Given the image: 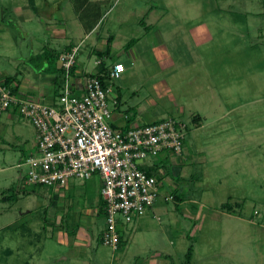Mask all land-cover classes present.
<instances>
[{
  "label": "rangeland",
  "instance_id": "rangeland-1",
  "mask_svg": "<svg viewBox=\"0 0 264 264\" xmlns=\"http://www.w3.org/2000/svg\"><path fill=\"white\" fill-rule=\"evenodd\" d=\"M48 1L30 26L41 31L44 14H55L79 31L74 37L79 44L85 34L77 17L89 29L97 25L94 37L100 36L105 47L115 39L108 64L120 52L127 68L111 83L121 92L123 107L157 113L159 119L175 117L188 127L183 155H172L166 169L187 203L166 201L165 193L169 198L176 192L166 183L157 198L156 207L165 213L156 223L168 229L169 239L151 240L143 233L128 241L126 235L119 252L98 243V255L95 246L82 264L115 259L117 264L120 256L119 264H138L152 253L164 254L170 264H264V0ZM56 17L51 22L57 23ZM10 21L22 26L15 17L6 18ZM19 40L17 45L5 35L0 76L24 71L25 61L38 52L36 37L24 44ZM88 40L80 45L83 55ZM27 78L39 81L35 71ZM36 137L21 115H0V264H81L53 233L57 223L48 200L57 195L54 189L25 186L27 168H18L34 154ZM91 182L85 197L102 203L99 186ZM77 190L72 196L79 195ZM197 210L199 217L185 214ZM92 226L97 236L106 220L93 219Z\"/></svg>",
  "mask_w": 264,
  "mask_h": 264
},
{
  "label": "built area",
  "instance_id": "built-area-1",
  "mask_svg": "<svg viewBox=\"0 0 264 264\" xmlns=\"http://www.w3.org/2000/svg\"><path fill=\"white\" fill-rule=\"evenodd\" d=\"M80 46L62 52L58 57L60 86L56 105L50 106L13 93L0 83V115L15 110L27 119L37 132L34 154L19 164L27 168L25 186L62 190L71 180L97 178L105 206L106 228L103 245L116 250L120 226L129 225L152 208L159 197V181L153 161L165 153L182 156L187 126L177 118L114 128L109 106L111 83L126 73L117 63L104 87L98 77H89L78 94L73 70ZM101 61H97L99 65ZM118 105V98H113ZM174 200L173 196L166 198Z\"/></svg>",
  "mask_w": 264,
  "mask_h": 264
},
{
  "label": "crops",
  "instance_id": "crops-1",
  "mask_svg": "<svg viewBox=\"0 0 264 264\" xmlns=\"http://www.w3.org/2000/svg\"><path fill=\"white\" fill-rule=\"evenodd\" d=\"M39 1H41L42 4L39 3ZM81 3L86 4V0H82ZM49 4L50 2L48 0H0V45H2V47L4 48L5 35H10L11 40H14L13 43H16L17 45H19L20 37L22 38V41H24V44L27 42V39H31V37L34 36L36 37V41L39 47L37 53L34 52V54L31 55L30 59H28L27 61L24 60L25 62H27V69L24 68V71L18 70L14 75H9L4 72V75L0 76V83L5 78H15L16 82H14V85H19L20 95H22L23 97L31 98L34 101L40 102L42 104L54 106L58 101L60 92L58 58L56 59L53 66H51V64L47 61L42 63L41 59H37L32 63L30 62L32 58L42 55L46 51H51L58 57L62 52L70 50L72 47L80 46L81 43L85 44L89 39V42L87 43V46H89V48L84 53V55L79 50L78 62L73 70V83L78 94L83 93L82 90L87 79L91 75L96 74L99 71L100 64L97 65V61L103 62L108 69H111L113 65L117 63H121L123 65L124 63L120 61L119 55H121L122 53L120 54L119 52L117 54L118 56H116L112 60L113 63L110 65L108 64L107 60L111 59L114 56V37L112 36L108 39V41H111V50L108 53H105L108 46V41L107 44L105 41V47L103 45L104 43L102 44L100 40V36L94 37V30L97 28V25H94L89 29L87 25L88 22L80 19L79 17H77V19L79 22L78 26H80L81 28L80 33L85 34V38L79 44L74 42V37L76 34H79V31H73L72 28L63 23L62 18L57 21L56 16L55 17L57 23L51 22L55 19V17L53 16L55 14H46V16L44 14V18H47V20L45 21V23L43 22L44 27L41 29V31L40 29L37 30V28L34 26H30L31 23H34L36 17L37 19H39L40 16L42 17L43 14L41 13H45V10L47 9ZM58 6L59 4H56L55 7ZM60 8L61 7H59V9ZM55 10L56 9H54V12ZM8 17H15L19 20L22 26L18 24L13 25L15 23L14 21L6 22V18ZM24 23H27V25H25ZM57 46L60 48L59 51L57 50ZM97 52H104L105 54L103 55V57H99L97 55ZM92 56H95L96 58L94 60L92 68L89 69L90 63L92 61ZM166 56L169 57V52ZM28 68L31 69L28 70ZM32 71H35V73L39 77L38 82H32L29 78H27V76L30 75ZM123 76L121 78H123ZM132 76L133 71H130L128 78H131ZM155 88L158 89L157 84H155ZM115 97L118 98V105H112L113 118L111 124L114 128L125 130L132 126L153 123L165 119H159L157 118V113L151 115V113L144 112L138 107H130L128 109L123 107L121 92L115 90L113 87L111 96L109 98V100L112 101V104L113 98ZM8 113L9 119H12L13 116L18 114L15 110H10L8 111ZM3 127L5 126L3 125ZM171 157H173L172 154L165 153L161 156V158H159L160 160H156L158 163L156 161H153L157 168V170H154V173L158 175L157 177L159 179L160 193L165 187V183L174 191L180 193L178 191L180 185H177L178 183L176 184L172 178L170 179L168 176V170L166 171L167 167L171 166L172 164L170 159ZM92 180L95 181L96 186H99L98 190H100V182L97 178H93L88 181H81L82 183L79 185H77L76 183L72 184L70 182L69 186L66 189H62L64 190L62 192L61 190L54 189L53 193L57 195H53L54 197H51L48 200L49 208L53 213L52 217L57 223L55 225L56 228L53 232L54 235H57L59 238L62 237L64 243H67V245L69 246L70 253L73 252L72 255L74 257H78V261L81 264L86 262V258L89 257V253L93 251L95 246H97L95 247L97 250L95 252L96 256L98 255V243L103 245L101 241V234L105 227L96 236V233L92 226L93 219H98L99 221L101 219L105 222V212L102 203L101 201H90L88 196L85 197V192L87 191L85 189L86 184H92ZM71 190H74V192H76L77 190L79 195H76V197L72 196ZM65 191L69 193V196H66L63 193ZM164 195L167 196L170 194L165 193ZM157 203L158 202L156 200L152 208L147 210L146 213H144L142 216L135 219V221L132 223V227L130 226L132 224L120 226L121 243L120 247L116 251L114 250L115 252H119L121 247L126 244V235H128V241L132 238L134 239L139 234L143 235V233L144 236L147 235V237H151V240L153 239V237L157 238L159 241H162L165 238L169 239L168 229L166 231V228L163 227L161 223H156V221H161L159 216L165 213L160 211L161 209H163V207H156ZM184 203H187L186 200H184L181 205H183ZM199 212L201 211L197 210L195 213L185 211V214L189 219H191V217H199ZM91 218H93L92 221ZM13 226L14 225H12L11 227ZM167 258L168 257H165L164 254L152 253V256H150L146 260H143L142 262L139 261L138 264H170L168 262L169 259ZM121 259L122 256L117 259V264L121 263ZM63 260L68 261L69 257H66ZM115 261L116 259L113 261V264L115 263ZM101 263L103 262L98 260V262H96L95 264ZM25 264H28V262H26Z\"/></svg>",
  "mask_w": 264,
  "mask_h": 264
},
{
  "label": "trees",
  "instance_id": "trees-1",
  "mask_svg": "<svg viewBox=\"0 0 264 264\" xmlns=\"http://www.w3.org/2000/svg\"><path fill=\"white\" fill-rule=\"evenodd\" d=\"M111 50V41H108V46H107V48H106V51H105V53H108L109 51ZM104 52H97V55L99 56V57H103V55L105 54ZM59 57V56H58ZM57 57V55L56 54H54L53 52H51V51H46L44 54H42V55H39V56H36V57H34V58H32V60L30 61V62H32L33 63V61H36L37 59L39 60V59H41L42 60V63L43 62H45V61H47L48 63H50L51 64V66H53L54 65V63H55V61H56V59L58 58ZM109 73H110V69H108L107 67H106V65L103 63V62H101L100 63V66H99V71L96 73V74H93V75H91V77L93 76V77H98L100 80H101V82H102V84L104 85V87H107L108 85H109ZM3 82L7 85V86H9V87H11V88H13L12 89V91H13V93H15V94H19V85L17 84L16 86L14 85V82H16V79L15 78H5L4 80H3ZM197 119H200L199 117L197 118ZM195 121V120H194ZM199 123V122H198ZM187 131H188V127H187ZM149 175H156V176H158L157 174H155L154 172H150L149 173ZM158 181H159V179H158ZM12 196V195H11ZM10 196V198L12 199V198H15V197H11ZM174 200L176 201V202H178V203H182L185 199H184V196L183 195H179V193L178 192H175V194H174ZM8 199H9V197H8ZM5 200H7V198H5ZM102 206H103V209H104V212H105V206H104V203L102 202ZM105 216H106V212H105ZM103 233V232H102ZM101 241H102V234H101ZM103 243V242H102ZM120 243H121V236H120V241H119V244H118V247H117V249L120 247ZM116 249V250H117ZM115 250V251H116ZM191 255H192V249H190L189 251H188V253H187V260L188 261H190V259H191ZM187 264H189V263H187Z\"/></svg>",
  "mask_w": 264,
  "mask_h": 264
}]
</instances>
